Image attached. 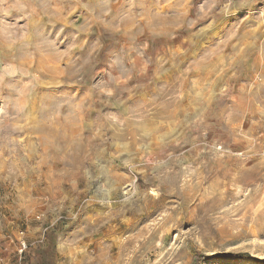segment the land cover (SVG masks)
Instances as JSON below:
<instances>
[{
  "label": "rangeland",
  "instance_id": "1",
  "mask_svg": "<svg viewBox=\"0 0 264 264\" xmlns=\"http://www.w3.org/2000/svg\"><path fill=\"white\" fill-rule=\"evenodd\" d=\"M37 249L264 264V0H0V264Z\"/></svg>",
  "mask_w": 264,
  "mask_h": 264
},
{
  "label": "trees",
  "instance_id": "2",
  "mask_svg": "<svg viewBox=\"0 0 264 264\" xmlns=\"http://www.w3.org/2000/svg\"><path fill=\"white\" fill-rule=\"evenodd\" d=\"M36 253L38 254V255H40V257H41V262L40 263H37V264H51L49 261H47L48 260V258H47V254L48 253H46V251L45 250H43V249H37L36 250ZM199 259H200V255H196L195 256V263L196 264H198V261H199Z\"/></svg>",
  "mask_w": 264,
  "mask_h": 264
},
{
  "label": "bare ground",
  "instance_id": "3",
  "mask_svg": "<svg viewBox=\"0 0 264 264\" xmlns=\"http://www.w3.org/2000/svg\"><path fill=\"white\" fill-rule=\"evenodd\" d=\"M243 262H245V261H237L236 264H241Z\"/></svg>",
  "mask_w": 264,
  "mask_h": 264
}]
</instances>
